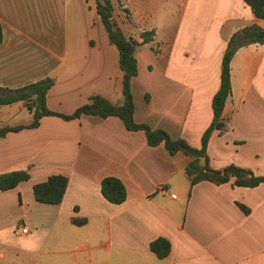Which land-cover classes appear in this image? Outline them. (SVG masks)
Listing matches in <instances>:
<instances>
[{
    "label": "crops",
    "instance_id": "0c3cea01",
    "mask_svg": "<svg viewBox=\"0 0 264 264\" xmlns=\"http://www.w3.org/2000/svg\"><path fill=\"white\" fill-rule=\"evenodd\" d=\"M150 1L112 2L126 36L143 43L149 33L151 39L135 53L134 119L199 149L214 117L228 42L246 26L264 29V19L244 0H179L176 7L169 0ZM0 23V87L51 78L47 107L65 115L95 95L122 103L119 51L102 27L95 0H0ZM231 86L224 109L228 129L210 137L209 164L215 170L236 165L262 177L264 44L236 52ZM17 103L19 109L5 112L0 126L32 122L25 104ZM25 111L23 122L10 124L13 114ZM190 162L183 152L170 155L163 144L149 146L144 131H129L113 116H48L38 128L8 133L0 138V175L22 170L31 178L0 190V260L22 257L24 264H40L47 255L53 257L49 264H264V182L254 188L235 186L234 180L192 186ZM52 175L68 178L64 199L59 205L38 203L33 186ZM106 177L124 183L123 204L103 197ZM73 219L86 223L77 226ZM158 238L171 243L167 258L150 250Z\"/></svg>",
    "mask_w": 264,
    "mask_h": 264
},
{
    "label": "trees",
    "instance_id": "16d2710c",
    "mask_svg": "<svg viewBox=\"0 0 264 264\" xmlns=\"http://www.w3.org/2000/svg\"><path fill=\"white\" fill-rule=\"evenodd\" d=\"M97 13L101 18L105 31L111 44L119 51V66L122 71V103L115 105L102 96L91 97L90 102L76 109L72 114L65 115L51 111L47 107V94L54 85V80L45 78L27 86L10 89L0 87V109L17 102L25 104L32 115V122L28 126H0V138L6 137L10 132H19L24 129H35L40 126L44 117L54 116L65 121L79 119L84 115L101 118L118 117L129 131H144L147 142L151 147L163 144L170 155L183 152L191 158L186 173L194 186L200 182H212L217 185L226 184L234 180L239 187L254 188L264 182V176L258 177L250 169L230 165L223 170H215L209 164L207 155L208 143L214 131L220 133L228 129V120L224 117L226 102L231 94V62L236 52L249 45L264 44V29L258 24H252L236 32L229 40L227 50L222 61L220 89L212 100L213 120L202 136L199 149L191 147L186 141L174 140L162 129L153 130L145 124H138L134 119L135 103L132 93V81L138 76V62L135 56L139 46L148 43L151 39L149 33L144 34L143 43H138L128 37L114 20V6L110 0H95ZM252 9L258 20L264 19V0H244ZM4 39L2 24L0 23V44ZM27 171H13L0 175V190L8 191L17 188L21 183L30 180ZM68 187V178L63 175H52L45 182L33 186L34 198L38 203L59 205L62 203ZM101 193L110 203L123 204L127 199L124 183L116 177H106L101 183ZM240 208L249 213V209L239 204ZM72 223L82 226L86 220L73 219ZM150 250L159 258L164 259L170 255L171 243L165 238H158L150 243Z\"/></svg>",
    "mask_w": 264,
    "mask_h": 264
},
{
    "label": "rangeland",
    "instance_id": "374dc122",
    "mask_svg": "<svg viewBox=\"0 0 264 264\" xmlns=\"http://www.w3.org/2000/svg\"><path fill=\"white\" fill-rule=\"evenodd\" d=\"M110 1L112 3V2H116L117 0H110ZM150 2H155V0H151ZM62 3H64V2H62ZM169 3H172L174 5V7H176L175 3L179 4L180 2H179V0H169ZM102 27H104L103 24H102ZM95 31H96V33H98V29H95ZM19 107H20V103L13 104L11 106L10 105L9 106H3L1 108L0 120L2 122L4 121L3 115L5 112H10V113L14 112L15 113V111H17V109H19ZM13 115H14V117L12 116L13 118L10 120V124H18V123L23 122L25 120L26 116L28 115V112L25 111V112H22L21 114L19 113L17 115H15V114H13ZM52 258L53 257L43 255V257L40 258L39 263L40 264H49L51 262ZM24 261L25 260H23L22 257H19V258L15 257V258H12L11 260H7V261L6 260L5 261L0 260V264H24ZM30 264H32V263H30Z\"/></svg>",
    "mask_w": 264,
    "mask_h": 264
},
{
    "label": "built area",
    "instance_id": "2783aa9c",
    "mask_svg": "<svg viewBox=\"0 0 264 264\" xmlns=\"http://www.w3.org/2000/svg\"><path fill=\"white\" fill-rule=\"evenodd\" d=\"M172 198H176V196L173 195ZM20 228H21V231H22L23 234H27L28 231H29V229H28L27 227H23V226L21 227V226H20Z\"/></svg>",
    "mask_w": 264,
    "mask_h": 264
}]
</instances>
